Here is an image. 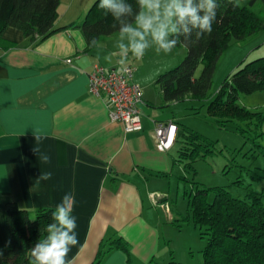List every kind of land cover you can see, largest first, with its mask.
I'll return each mask as SVG.
<instances>
[{
	"label": "crops",
	"instance_id": "0c3cea01",
	"mask_svg": "<svg viewBox=\"0 0 264 264\" xmlns=\"http://www.w3.org/2000/svg\"><path fill=\"white\" fill-rule=\"evenodd\" d=\"M90 1L60 0L56 26L62 28L44 40L32 42L14 27L0 36V248L11 245L7 202L34 217L40 209L56 212L67 199L79 243L69 246L66 260L91 264L102 249L99 264H137L135 253L142 260L155 258L166 222L160 207L172 208L168 197L179 161L172 151L175 143L160 151L153 128L156 121L179 124L175 115L180 101L165 102L156 84L168 66L144 68L147 73L140 76L147 54L137 58L130 49L123 52L119 45L129 44L126 35L102 36L87 48L81 29L69 25L80 22ZM253 8L262 14L263 28L247 41L257 42L249 51L260 57L264 0H254ZM94 63L135 68L133 81L143 91L141 130L126 132L120 122L110 120L104 99L89 92ZM42 173H51L50 179H40ZM118 238L127 243V251L109 249Z\"/></svg>",
	"mask_w": 264,
	"mask_h": 264
},
{
	"label": "trees",
	"instance_id": "16d2710c",
	"mask_svg": "<svg viewBox=\"0 0 264 264\" xmlns=\"http://www.w3.org/2000/svg\"><path fill=\"white\" fill-rule=\"evenodd\" d=\"M119 2L130 8V14L116 19L101 9V0H97L84 20L69 25L81 29L87 48L94 47L102 36L119 34L126 24L135 23V17L141 11L138 0ZM203 2L193 0V5L199 6ZM59 4L60 0H0V36L5 28L14 27L32 42L44 40L62 28L56 26ZM214 4L215 19L211 22L210 34L190 23L184 26L177 23L178 32L170 34L169 40L177 41L174 48L185 47L186 54L179 64L156 79L165 102L186 98L206 100L220 56L234 43L244 42L263 28V16L254 10V0L246 3L214 0ZM198 15L203 16L204 10L200 9ZM262 90L264 56L234 70L222 82L215 98L210 100L208 112L221 127L231 123L239 129L263 126L260 134H264V113L237 102L240 94ZM176 125L175 143L180 144L178 160H186V166L192 168L198 156L212 151L210 142L188 131L181 123ZM213 190L211 201L207 199L208 188L205 187L197 186L194 193L188 194L194 223L199 226L202 237H207L202 264H264V190L248 189L246 198L234 197L224 187ZM5 213L11 245L0 248V264H32V250L47 240L50 225L58 226L55 211L40 209L31 217L26 209L12 201L6 203ZM114 247L128 250L127 243L120 238L110 241L109 249ZM103 253L105 250L100 249L91 264H99Z\"/></svg>",
	"mask_w": 264,
	"mask_h": 264
},
{
	"label": "rangeland",
	"instance_id": "374dc122",
	"mask_svg": "<svg viewBox=\"0 0 264 264\" xmlns=\"http://www.w3.org/2000/svg\"><path fill=\"white\" fill-rule=\"evenodd\" d=\"M96 1L91 0L88 3L80 21L84 20ZM173 20L175 22L174 18ZM146 41L147 56L144 54L146 58L141 61L143 67L139 71L140 76L147 73L144 68L152 66L164 65L173 68L186 54L185 47L173 48L168 54L162 50L157 52V45L151 35L146 36ZM253 44L257 42L234 43L225 50L216 63L213 83L206 100L185 99L179 102L175 115L178 122L188 131L207 138L212 151L198 156L192 168L186 166V160L175 162L176 183L171 185L168 197L172 208L170 210L169 203L168 211L160 207L166 222L160 229L157 254L155 258L146 261L137 253H132L137 264H202V250L207 243V237L200 234V228L194 223L188 203V194L194 193L197 186L208 188L207 199L210 201L213 199L215 187H224L232 196L239 198H246L248 189L264 190V134H260L263 126H258L257 129L254 126L239 129L231 123L227 127H221L208 112V104L215 98L222 82L234 70L257 58L256 52L249 51ZM259 49H264V46ZM237 102L250 110L264 113V90L240 94ZM256 133L260 135L256 136ZM179 146L176 142L172 148L177 158ZM178 176H183V179ZM130 251L132 252L131 248Z\"/></svg>",
	"mask_w": 264,
	"mask_h": 264
},
{
	"label": "clouds",
	"instance_id": "9594fccd",
	"mask_svg": "<svg viewBox=\"0 0 264 264\" xmlns=\"http://www.w3.org/2000/svg\"><path fill=\"white\" fill-rule=\"evenodd\" d=\"M138 3L141 11L135 17V26L126 24L121 29V39L126 35L129 44L119 45L123 52L126 53L130 49L137 58H143L148 48L146 41L148 35H151L157 45V52L162 50L165 54L171 53L177 41L169 40L168 37L178 32L177 23L182 26L190 23L194 28L211 33V22L215 19L214 0H204L199 6H194L193 0H138ZM99 7L116 19L130 14V8L119 0H101ZM200 9L204 10L203 16L198 15ZM184 30L187 31V28ZM42 160L47 163L49 158L45 156ZM50 177L51 173H42L40 179L48 180ZM71 210V201L67 199L63 206H57L54 218L58 226L50 225L47 240L32 250L31 255L34 257L32 264H71V261L66 260L70 251L69 246L79 243L75 231L76 218L70 214Z\"/></svg>",
	"mask_w": 264,
	"mask_h": 264
},
{
	"label": "built area",
	"instance_id": "2783aa9c",
	"mask_svg": "<svg viewBox=\"0 0 264 264\" xmlns=\"http://www.w3.org/2000/svg\"><path fill=\"white\" fill-rule=\"evenodd\" d=\"M134 70L132 65L116 70L94 63L88 73L89 92L104 99L110 120L120 122L126 132L142 128L139 104L142 102L143 91L133 81ZM176 133L177 125L174 121H156L153 128L156 147L160 151L170 149L175 143ZM152 199H156L155 193H152ZM163 206L168 209L167 203Z\"/></svg>",
	"mask_w": 264,
	"mask_h": 264
}]
</instances>
